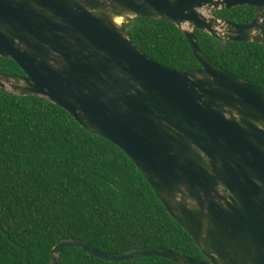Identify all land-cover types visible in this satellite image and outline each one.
<instances>
[{"label":"water","instance_id":"95a60500","mask_svg":"<svg viewBox=\"0 0 264 264\" xmlns=\"http://www.w3.org/2000/svg\"><path fill=\"white\" fill-rule=\"evenodd\" d=\"M256 7L236 23L202 10ZM175 24L198 68L158 63L123 21ZM264 46V0H0V56L24 75L0 73V90L63 107L134 163L204 259L151 245L104 252L79 238L64 247L108 261L161 256L180 264H264V88L210 61L193 29Z\"/></svg>","mask_w":264,"mask_h":264},{"label":"trees","instance_id":"16d2710c","mask_svg":"<svg viewBox=\"0 0 264 264\" xmlns=\"http://www.w3.org/2000/svg\"><path fill=\"white\" fill-rule=\"evenodd\" d=\"M256 10L238 5L211 14L240 23ZM123 25L134 45L154 61L171 68L200 67L175 24L140 16ZM193 31L210 61L264 88L263 45ZM0 73L24 75L14 60L2 56ZM69 237L104 252L157 245L204 259L118 146L44 97L0 90V264H48L52 246ZM57 264L180 263L161 256L108 261L69 246Z\"/></svg>","mask_w":264,"mask_h":264},{"label":"rangeland","instance_id":"374dc122","mask_svg":"<svg viewBox=\"0 0 264 264\" xmlns=\"http://www.w3.org/2000/svg\"><path fill=\"white\" fill-rule=\"evenodd\" d=\"M202 11H203L205 14H207V15H212V14H211V11H206V9H203Z\"/></svg>","mask_w":264,"mask_h":264}]
</instances>
